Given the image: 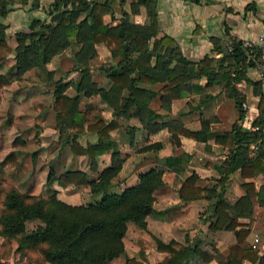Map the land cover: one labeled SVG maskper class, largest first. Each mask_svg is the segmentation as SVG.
Segmentation results:
<instances>
[{
	"label": "crops",
	"instance_id": "0c3cea01",
	"mask_svg": "<svg viewBox=\"0 0 264 264\" xmlns=\"http://www.w3.org/2000/svg\"><path fill=\"white\" fill-rule=\"evenodd\" d=\"M79 0H13L8 14L2 19L5 28V41L11 51L7 54L4 66H12L15 62V53L18 50L16 35L20 32H30L51 23L52 16L58 10L70 11L78 5ZM97 3L100 6V13L103 23L107 27H115L124 18L138 25H150L152 22V13L157 26L156 38L163 36L170 37L182 56L192 62H200L208 57L212 59V66L216 68L218 81L222 76L227 79L224 89L219 82L211 86L204 87L206 78L202 77L198 83L203 87L202 93L210 96L208 103L200 107H195L199 101V94L188 95L184 93L179 99L171 102L170 111H163L160 101L156 98L151 106L162 115L158 119V130L149 133L142 128L137 117L124 119L117 117L120 124L134 128L133 135L123 130V127L112 132L111 138L116 144V148L126 155L125 162L131 160L142 146L151 143H161L162 150L164 145L160 140L151 142L155 137L160 136L161 132L166 130L170 142V133L168 126L170 120H176L177 124L189 131L201 129V119H210V129L213 135H222L232 130L234 123H238L243 129L252 133L249 141L245 142L247 153L245 160L261 159L264 165V123H258L261 110L264 108V55L257 47L258 38L264 33V0H85ZM56 2V3H55ZM55 3V5H54ZM57 8V9H54ZM88 15V8L80 10L77 21H80ZM56 25V23H55ZM152 39L150 40V44ZM95 56L91 59H82L80 67L89 70L91 81L103 91L99 94L86 97L81 95L79 107L81 110L87 109L88 119L84 123V128L97 120L91 116L94 112L98 117L110 120L114 117L113 109L107 104L105 95L112 82L106 74L99 69L101 66H110L117 64L108 47L102 43H94ZM240 48L242 57L238 59V53L234 49ZM79 45L71 44L61 53L54 55L49 63L46 64L48 71L53 74V81H60L66 84L64 94L75 96L77 94L74 83L79 77V71L75 70L77 62L75 51ZM71 61L69 69L61 72V61ZM70 62V63H71ZM101 73L102 77L96 75ZM102 80V81H101ZM107 80V84L101 82ZM230 80L231 85H228ZM45 81L36 75L34 69L22 73L18 80L12 81L4 86L1 91L0 109L6 104L9 106V113L14 114L19 124L23 119L28 118L29 114L38 118L41 131L44 129L52 130L54 138L60 142L70 141L73 134L59 133L56 127V114L54 111V83ZM139 86L152 88L146 84ZM6 90V91H4ZM12 97H10V95ZM242 100V119H238V111L235 108L234 97ZM94 98L95 103L91 102ZM222 105L226 109H222ZM23 108L30 109L28 113ZM37 110V111H35ZM90 113V114H89ZM223 113L224 118H222ZM23 115V117H22ZM22 117V118H21ZM52 119L51 125L46 120ZM225 122V123H224ZM224 123V124H223ZM15 125V123H14ZM22 125V124H20ZM180 145L175 146L178 153L166 152L164 155L145 156L134 164L133 171L127 176L128 180L120 184V192L128 187L137 184L139 176L150 169L163 170L164 185L155 191V201L153 206L156 214L147 216V228L142 230L133 223L127 224V231L124 237L125 251L119 257L113 259L109 264H117L120 257L134 258L136 264H156L161 262L167 254L156 248L153 238L149 242L153 247L157 260L148 261V249L142 247L137 249L139 258L130 255L127 251V232L130 226L138 229L147 239L149 232L153 236L164 242L175 240L184 245L194 246L198 244L200 250L211 256V260L206 262L200 256H195L185 264H230L227 258H230V247L237 244L235 231L210 229L211 221L214 220L212 205L215 198L206 200L196 198L189 202H182L178 195V188L185 176L195 172L198 175L196 185L204 188L215 187L218 194H221L223 200L234 207L238 199L245 195L244 183H252L254 197L251 198L252 209L250 213L244 212L238 217L240 224L246 226L249 230L248 236L240 243L243 248H253L256 251L257 259L252 262L244 259L242 264H264V170L257 171L252 177L244 178L241 168L230 171L233 155L236 148L216 143L214 138L207 142H200L184 134L179 135ZM82 147L87 144H97L98 136L95 132H85L76 139ZM150 141V142H149ZM149 142V143H147ZM173 145V144H172ZM132 148L133 154L126 149ZM150 151V150H147ZM72 152V150H71ZM51 153L49 161L52 162L50 171L53 173L58 167L59 162H70V168L62 172L55 173L59 176L68 170H79L87 174L88 180L97 179L101 171L111 165V153L105 152L97 156L96 166L91 165V157L88 155H76L72 152L71 156H61L56 151ZM186 155V162L183 163V174L176 173L162 163V158L169 155ZM133 160V159H132ZM55 163V164H54ZM87 163V165H86ZM66 164V163H65ZM69 164V163H68ZM48 166V165H47ZM47 166L42 170L46 171ZM121 168V170H122ZM121 170L119 173L121 174ZM49 173V172H48ZM119 173L117 176H119ZM137 173V175H136ZM48 176V175H47ZM166 176H169V178ZM135 177L134 181L131 178ZM47 179V178H46ZM127 183V186H125ZM52 187L57 191V197L71 205H82L79 195L84 188L89 186H60L54 182ZM161 194V195H160ZM162 197L161 207H157L156 200L158 196ZM173 195V201L170 196ZM87 195L84 194L83 197ZM171 206H175V212L167 211ZM188 216H187V215ZM177 215L175 219H171ZM191 219V220H190ZM190 221V223H189ZM158 228L157 234L151 224ZM176 222V228L174 227ZM188 223L191 227H188ZM186 226V227H185ZM192 230L188 231L187 229ZM240 228L238 227L237 230ZM139 242V241H137ZM140 243V242H139ZM128 256H127V255ZM125 264V262H124Z\"/></svg>",
	"mask_w": 264,
	"mask_h": 264
},
{
	"label": "trees",
	"instance_id": "16d2710c",
	"mask_svg": "<svg viewBox=\"0 0 264 264\" xmlns=\"http://www.w3.org/2000/svg\"><path fill=\"white\" fill-rule=\"evenodd\" d=\"M12 3L13 0H0V67L4 66L7 54L11 51L4 38L6 25L2 19L8 14ZM84 8H88V15L77 21L80 10ZM56 11L58 12L52 16L51 23L35 30L31 29L28 33L20 32L16 35L19 47L15 53V62L12 66H4L0 72V88L18 80L23 72L30 69H34L39 78L52 82L53 74L47 70L46 64L54 55L61 53L71 44L79 45V49L75 51L77 62L75 70L79 71V77L74 83L77 94L75 96L64 94L66 84L53 81L56 127L60 133L73 134L72 152L76 155L90 156L92 167L96 166L95 158L108 151L111 153V165L93 180H88L87 174L79 170H68L59 176L49 171L46 179L47 198L25 195L16 189H10L3 201L5 211L0 215V233L16 239L19 250L27 251L42 246L41 257L50 264H109L125 251L123 240L128 223L131 222L138 228L146 230V217L157 213L153 206L154 193L164 185L163 170L153 168L142 173L137 184L119 193L108 192L112 187V180L117 177L126 158V155L115 147L111 133L122 127L131 136L134 132V128L120 124L117 117L124 119L137 117L143 129L154 133L158 130L157 120L162 118V115L151 106L156 98L160 101L159 107L163 111H170L171 102L179 99L184 93L188 95L198 93L199 101L195 107L205 106L210 96L202 93L203 87L198 83L200 78H206L204 87L219 82L221 89L226 87L227 79L222 76V80L218 81L212 59L206 57L200 62H192L181 55L170 37L156 38L157 26L153 13L150 25L134 24L124 18L117 26L109 28L103 23L100 6L94 2H90L89 5L87 1L79 0L78 5L70 11L58 9ZM99 42L104 43L112 57L117 59L115 65L99 67L112 82L105 100L113 109L114 117L105 120L94 112L91 117L97 120L85 129L84 123L89 120V111L80 109L81 95L90 97L101 93L103 89L91 81L89 70L82 69L80 62L82 59H91L95 56L93 45ZM234 52L238 53V59L242 57L239 47L234 49ZM140 84L152 88L141 87ZM228 85L232 87L230 80ZM234 100L238 119H242V100L237 96ZM257 122L264 123V108ZM210 124V119L202 118L201 129L189 131L179 126L176 120H170L168 126L170 142L174 146H179L180 134L200 142L214 138L216 143L236 148L230 171L241 168L242 176L249 178L257 171L264 170L261 159H244L247 157V146L244 144L249 141L252 133L236 122L230 132L214 136ZM86 131L97 134V144L82 147L77 143V137ZM12 143L17 145V139ZM22 144L23 141L19 143ZM160 148L161 143L156 142L142 147L141 150L158 151ZM161 161L172 171L183 174L186 155H169L163 157ZM17 165L15 151L9 152L0 161V169ZM198 178L195 172L185 176L177 190L180 200L189 202L196 198L206 200L215 198L212 205L215 218L211 221L210 229L214 232L235 231L237 239V244L230 247L231 256L227 260L230 264H242L244 259L255 262L256 251L240 246L248 236L249 230L238 221V217L244 212H251V198L256 194L253 184L244 183L245 195L238 199L234 207H230L215 187L204 188L196 185ZM54 182L62 187L89 186L90 192L93 195H101V198L90 204H67L57 197V191L52 187ZM29 199L31 202L27 201ZM33 220L41 221L43 225L26 230V223ZM152 238L156 248L167 254L156 264H185L195 256H200L206 262L211 260V256L202 252L198 244L189 246L175 240L164 242L155 236ZM136 263L134 258H126L125 264Z\"/></svg>",
	"mask_w": 264,
	"mask_h": 264
},
{
	"label": "rangeland",
	"instance_id": "374dc122",
	"mask_svg": "<svg viewBox=\"0 0 264 264\" xmlns=\"http://www.w3.org/2000/svg\"><path fill=\"white\" fill-rule=\"evenodd\" d=\"M70 62L71 61L65 59L62 60V70L58 74L63 75L64 71L70 68L72 64V62ZM3 69L4 66L0 67V72H2ZM102 76L104 75H102L101 73L96 75L97 78ZM101 84H107V80H104L103 82H101ZM3 88L4 86L0 88V91H2ZM10 97H12V95H10ZM91 99V102L93 101L92 103H95L94 98ZM223 106L225 105H222V109L224 108ZM29 110L30 109L23 108V111L26 113H28ZM8 111L9 106H7L6 104L0 109V161L9 152L15 151L17 155L18 165L12 168L0 169V215L3 213V211H5V209L3 208V201L5 199V196L7 192L12 188L18 190L20 193H23L25 195H33L47 198L48 195L46 193V178L48 172L50 171V167L52 166V162L49 161V159L51 158V153L55 152L56 154L57 151L59 155L62 154L61 156L66 157H69L72 154L69 148L70 141H67L66 143L62 141L60 142V146H57L58 140H56V138H54V135H52L53 131L47 129L41 131V126L38 124L39 120L38 118L34 117L35 115L29 114L28 118L23 119V122L20 123L22 125H20L18 118L14 114L12 115L11 113H9ZM221 115L222 118H224L225 115L223 113H221ZM51 121L52 119L46 120L49 125L52 124ZM159 135L160 136L156 138L154 137L151 142L160 140L164 145L163 149L160 151H156L153 149L150 151L138 150V153L135 152L136 155L132 156L133 160L131 159L128 162H125L121 170V174L119 173V176L115 177L112 180V187H110L108 192H120V184L128 180L127 176L133 171L134 164L136 165V163L140 161L141 158H144V155L148 157H153L155 155L160 156L164 155L168 151H171V153L174 154L178 153V150L176 149L174 144L172 145L169 143V136L166 130L161 132V134ZM16 139L17 145H13L12 142ZM21 141H23L24 144L19 145ZM126 149L130 151L131 154H133L135 151L132 148L128 147H126ZM59 163L60 167L54 170L55 173H59L67 168H70V162L63 161ZM46 166V171L42 172V170ZM167 177L169 178V176H166V178ZM134 179L135 177L131 178L130 182L134 181ZM125 186H127V183H125ZM81 193L82 195H79V200L82 204L95 203L101 198V195H93L90 192V188H84ZM84 194H86L87 196L82 198L81 196H84ZM160 195L156 200L157 207L162 206V204L160 203V201L162 202V197ZM172 198H174L173 195L170 196V201L174 200ZM27 201L31 202L30 199ZM169 210L171 211V213H174L175 206H171L170 208H168V210H166V212ZM176 217L177 215H173L171 219H175ZM189 223L188 227H191ZM39 225H43V223L38 220L29 221L26 223V230L29 231ZM176 226V222H174V227L176 228ZM157 227H155L153 223L151 224V228H154V232L158 231ZM191 228H188L187 230L190 231L192 230ZM149 233L151 237L147 235L146 239L143 237L144 234H142L138 229H136L134 226H130L127 232V251L128 253H130V255L139 258L136 251L138 248L142 247L144 249H148V261L157 260L153 247L149 242V239H152L153 233ZM155 233L157 234V232ZM137 241H139L140 243ZM17 246L18 244L16 239L9 238L0 233V264H50L48 262H45L41 257L40 249L42 246H36L34 248L28 249L27 251L26 249L19 250ZM124 262L125 257H120L116 263L124 264ZM143 264H147V262L145 261V263Z\"/></svg>",
	"mask_w": 264,
	"mask_h": 264
},
{
	"label": "built area",
	"instance_id": "2783aa9c",
	"mask_svg": "<svg viewBox=\"0 0 264 264\" xmlns=\"http://www.w3.org/2000/svg\"><path fill=\"white\" fill-rule=\"evenodd\" d=\"M257 47L260 49V51L264 55V33L259 36Z\"/></svg>",
	"mask_w": 264,
	"mask_h": 264
}]
</instances>
